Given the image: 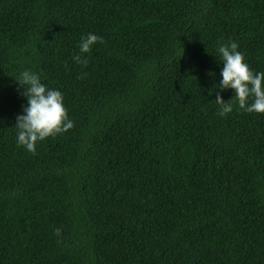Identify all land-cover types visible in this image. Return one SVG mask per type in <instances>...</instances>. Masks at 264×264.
<instances>
[{"label":"trees","instance_id":"16d2710c","mask_svg":"<svg viewBox=\"0 0 264 264\" xmlns=\"http://www.w3.org/2000/svg\"><path fill=\"white\" fill-rule=\"evenodd\" d=\"M229 40L264 72V0H0V264H264V114L215 103ZM25 70L74 122L35 154Z\"/></svg>","mask_w":264,"mask_h":264},{"label":"clouds","instance_id":"9594fccd","mask_svg":"<svg viewBox=\"0 0 264 264\" xmlns=\"http://www.w3.org/2000/svg\"><path fill=\"white\" fill-rule=\"evenodd\" d=\"M104 42L103 37L89 33L82 37L80 53H91L94 45ZM238 48V43L232 40L218 48L223 64L218 89L235 91V97L228 102L217 95L218 115L231 113L236 105L247 113L264 114V72L253 71ZM74 59L84 67L89 63L85 55H77ZM16 82L26 89L22 94L27 98L25 114L17 117L15 126L18 129V146L35 154L39 142L68 132L74 127V122L69 118L63 94L49 89L38 74L25 70Z\"/></svg>","mask_w":264,"mask_h":264}]
</instances>
